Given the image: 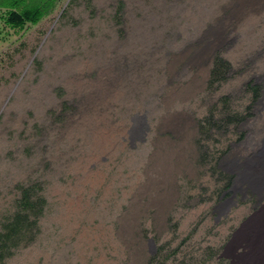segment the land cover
<instances>
[{"label": "rangeland", "instance_id": "obj_1", "mask_svg": "<svg viewBox=\"0 0 264 264\" xmlns=\"http://www.w3.org/2000/svg\"><path fill=\"white\" fill-rule=\"evenodd\" d=\"M233 1L59 0L23 31L0 10V231L41 198L4 264H249L264 2ZM220 22L200 82L185 55Z\"/></svg>", "mask_w": 264, "mask_h": 264}, {"label": "trees", "instance_id": "obj_2", "mask_svg": "<svg viewBox=\"0 0 264 264\" xmlns=\"http://www.w3.org/2000/svg\"><path fill=\"white\" fill-rule=\"evenodd\" d=\"M59 0H0L1 19L5 28L23 31L29 25L39 24L50 15ZM33 188L24 189L19 202V210L14 218L0 231V264H4L24 237L30 225V219L39 208ZM43 201V200H42Z\"/></svg>", "mask_w": 264, "mask_h": 264}, {"label": "bare ground", "instance_id": "obj_3", "mask_svg": "<svg viewBox=\"0 0 264 264\" xmlns=\"http://www.w3.org/2000/svg\"><path fill=\"white\" fill-rule=\"evenodd\" d=\"M263 2H264V0H234L233 1V7H234L233 10H236L238 12L241 9H244L246 7V5L247 6L251 5V7H252L254 5H257V4L263 3ZM233 7H231V8H233ZM241 11H243V10H241ZM225 28H226L225 24H223L222 22H220L219 24H215V26L213 28H211V30L205 31L203 34L204 37H207L208 41H206L205 43H202L196 50L194 49L192 51V49H191L189 52H187L188 55H185V57H189V59L187 61L188 66H197L198 67L197 78H199L200 76L201 77L206 76V73L209 69L207 67V64L211 58L212 53L220 45L226 43V40L228 37L226 38L224 36ZM183 57L184 56H182V58ZM185 73H187V72H185ZM199 81L201 82L202 80L199 78ZM183 127H184V124H183ZM259 154L260 155L257 158H255L254 162H252L255 164L254 167L257 166V168H255L253 170V174L255 172H257V174L260 173V175H262V177H263L264 176V167L262 166V162L264 159V140L261 142ZM260 165H261V167L259 168ZM254 180H255V178L253 179V182H255ZM255 186L259 189H262L264 186V183H262V186L259 183H257V184L255 183ZM262 218L263 219L261 220V222H259L257 227H255L254 233H252L250 235L249 230H247L244 234V237H243L244 240L248 241V249L250 251V257L247 258V262L249 264H264V216Z\"/></svg>", "mask_w": 264, "mask_h": 264}]
</instances>
